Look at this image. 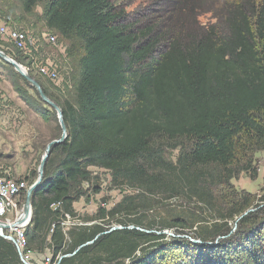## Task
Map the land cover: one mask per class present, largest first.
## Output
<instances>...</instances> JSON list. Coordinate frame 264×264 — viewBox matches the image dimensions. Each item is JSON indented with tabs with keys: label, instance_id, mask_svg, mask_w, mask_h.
<instances>
[{
	"label": "trees",
	"instance_id": "16d2710c",
	"mask_svg": "<svg viewBox=\"0 0 264 264\" xmlns=\"http://www.w3.org/2000/svg\"><path fill=\"white\" fill-rule=\"evenodd\" d=\"M18 1L31 14L44 0ZM180 4L186 15L200 11L204 0ZM212 5L217 15L211 24L201 25L195 17L192 23L198 24L187 27L170 17L161 20L163 25L157 21L136 29L125 22L114 0H47L46 26L78 40L82 54L75 102L28 72L61 107L68 131L66 140L53 146L32 196L25 230L32 247L47 245L54 255L71 254L59 264H167L165 248L150 254L155 242L165 238L155 231L190 230L205 244L228 235L231 221L252 208L255 197L241 194L230 199L225 212L213 193L220 185L231 188L242 171L257 176L253 154L264 150V0H215ZM12 73L14 90L24 102L37 110L48 105L24 77ZM167 149H179L176 161L165 157ZM93 167L110 171L114 187L140 193L125 195L109 211L100 207L88 220L102 222L73 228L67 240L59 222L66 213L75 216L74 203L88 195L84 182L99 191ZM145 194L187 196L217 214L211 220L202 212L185 211L150 218L140 214L141 208L154 209ZM118 215L126 219L119 220L123 227L110 231L113 226L103 222ZM257 217L243 216L241 229L254 225ZM250 258L252 264H264V250L252 251ZM0 264H22L15 245L2 236Z\"/></svg>",
	"mask_w": 264,
	"mask_h": 264
},
{
	"label": "rangeland",
	"instance_id": "374dc122",
	"mask_svg": "<svg viewBox=\"0 0 264 264\" xmlns=\"http://www.w3.org/2000/svg\"><path fill=\"white\" fill-rule=\"evenodd\" d=\"M180 1L114 0V5L117 11L122 13L125 22L132 24L133 28L136 29L151 25L157 21H159V26L163 25L162 21H166L170 17L181 20L182 24L187 27L198 24V22L192 23L195 17L201 25L215 22L217 12L212 7V1L214 2L215 0H204L203 8L200 11H194L192 14L189 12L186 15H184L185 10H182ZM46 4L47 0L42 1L34 8L33 13L27 14L22 11L21 4L18 0H0V20L8 23L15 29H27L29 35L27 48L35 49V64L31 58L33 55L31 51L29 53V50H26L27 48L17 50L1 37L0 50L19 64L22 63L21 65L25 70H29L28 72L41 77L40 80L45 86L49 83L52 86L54 85L60 88L59 91H54L49 86L48 88L50 90L60 94L65 100L75 102V84L79 70V59L82 54L81 43L75 39L67 40L46 26L44 20ZM163 18L165 20H162ZM160 28L163 29V27ZM43 32L55 35L56 43L49 39H44L42 36ZM44 57L50 58L48 60L50 64L47 67L46 73L40 75L37 67L42 68L41 61ZM11 69L22 76L13 65L0 58V177L3 176L17 180H24L25 177H31L33 179L32 183H29V179H27L28 181L25 180L28 182V188L23 192V197L20 199L21 209L24 211L27 191L38 178L39 166L46 147L49 142L54 140L53 137L55 134L62 135V129L57 113L51 112L49 105L38 106L37 110L34 106H29L26 101L24 102L20 94L15 92L13 82L17 78L13 75ZM18 82L22 84L29 94L37 98L35 91L30 85L25 84L21 80ZM28 83L31 84L29 81ZM178 154L179 149H167L165 157L169 160L176 161ZM253 158L257 176L253 177L250 171H242L237 178L232 179L231 188L220 185L214 189L215 202L219 206H222L225 212L230 206L229 201H231L230 199L232 197L236 198V196L239 197L241 194H250L255 197L252 208H249L240 217L236 218V220L231 221L232 229L228 235L219 236L213 242L202 244L195 238L194 232L190 230L186 231V234L180 233L172 228L165 229L162 232L155 231L158 235L164 234L165 238L155 242L159 244L153 247L150 254H154L157 249L165 248L167 259H164V261L167 264H195L196 262L201 264H215V262L219 261L221 264H252L250 262V254L252 251H259V248L264 250V202L260 200L264 194V150L255 152ZM92 169L99 179L97 181L99 191L97 192L92 189L91 183L84 182V187L86 189L88 187L89 191L88 195L82 196L74 203L76 219L70 218L69 220L65 217L69 222L66 225L62 224L64 226L62 229L67 240L70 239L69 232L73 228L101 223L102 221L100 219L88 220L98 215L100 207L109 211L125 195L140 193L137 189H132L128 186L120 188L114 187L111 183V173L106 169H99L97 167H93ZM145 197H147V205L151 203L154 209L143 210L141 208L140 214L150 218H155L160 214L166 216L179 215L182 214L181 211H185L183 213L202 212L203 217L211 220L217 214V212L209 209V207H204L200 202H195L193 200L194 198L190 200L187 196L166 198L164 195L152 197L150 194H145ZM58 205L54 204L53 206L56 207ZM251 213L256 214V217L258 214L260 217L259 220L257 217L256 221H258L254 225H250L246 229H241L239 224L240 219ZM119 220L126 219L119 215L114 218L108 216L103 223L109 221L110 226H120L118 228L120 229L123 227V224ZM75 221L77 223L81 222L83 225H77ZM127 222L130 223L129 221ZM130 228L139 230L146 229L143 225L138 226L132 224ZM93 241L90 242L92 243ZM27 247L33 255H31L32 257L29 261L26 260L27 263L18 252L22 264H45L44 260L47 256H54V260L59 255L62 256V254L54 255L53 249L47 245L43 249L37 250V248L35 249L30 245L28 239ZM240 247L243 248V251L240 250ZM199 254L202 256H199ZM231 256H235L234 260L231 258L233 261L228 262ZM60 261L57 263L59 264Z\"/></svg>",
	"mask_w": 264,
	"mask_h": 264
},
{
	"label": "built area",
	"instance_id": "2783aa9c",
	"mask_svg": "<svg viewBox=\"0 0 264 264\" xmlns=\"http://www.w3.org/2000/svg\"><path fill=\"white\" fill-rule=\"evenodd\" d=\"M42 36L46 40H51L54 43H56V36L51 35L48 32H43ZM0 37L8 42L12 47H14L17 50H23L27 48V40L29 39V35L27 32V29L18 30L13 27H11L8 23L3 22L0 20ZM47 37V38H46ZM26 50H29L33 53L31 58L33 59V63L35 64V49L27 48ZM25 50V51H26ZM50 60V58L48 59ZM41 63L42 68L37 67L39 69L40 75L45 74L47 71V67L50 64V62ZM28 182L25 180L20 179H13L8 177H0V222L3 224H6L8 228L0 229V232L4 234L6 239L12 241L15 244V247L17 248L20 256L24 258V260H30L33 255L31 251H29L27 247V237L25 234V230L27 226L29 225L30 221H26L20 225H15L16 220L22 215L23 210L21 209V198L23 197V192L28 188ZM76 219L75 216H72L68 213L64 214L61 219V225H66L68 220L65 219ZM64 221L62 222V220ZM75 223L78 225H83V223ZM62 227L64 228V226ZM76 226V225H74ZM55 224H53L51 231L54 229ZM65 230V229H64ZM67 231V230H66ZM31 252V254H30ZM61 254V253H59ZM63 255H59L55 262L52 261V257L47 256V258L44 260L45 264H58L57 261H60L62 259ZM27 262V261H26ZM28 263V262H27Z\"/></svg>",
	"mask_w": 264,
	"mask_h": 264
},
{
	"label": "water",
	"instance_id": "95a60500",
	"mask_svg": "<svg viewBox=\"0 0 264 264\" xmlns=\"http://www.w3.org/2000/svg\"><path fill=\"white\" fill-rule=\"evenodd\" d=\"M0 58L4 59L6 62H8L9 64L13 65L17 71L25 78L27 79V81H29L32 85V87L37 91V93L39 94L40 98L46 103L48 104L50 107H52L58 116V120L62 129V135L60 136V138L58 139H54L51 142H49V144L46 147L45 153L42 157L40 166H39V174H38V178L36 179V181L30 186V188L27 191V199H26V204H25V209L22 213V215L16 220L15 225H20L26 221H30L31 220V216H32V194L36 191V189L40 186V184L43 181L44 178V170H45V166L46 163L50 157L51 151L53 146H56L58 144L63 143L66 138L68 137V131H67V126L64 123V119H63V111L61 109V107H59V105L54 102L43 90V88L41 87L40 83L35 80L33 77H31L28 74V71L24 69V67L19 64L18 62H16L14 59H12L9 55H7L6 53H4L3 51L0 50ZM120 226H113L112 229L110 231L116 230L118 229ZM4 228H8V226L6 224H3L2 222H0V229H4ZM0 235L4 238H6L4 236L3 233L0 232ZM91 242H88L86 244H90ZM71 255V254H70Z\"/></svg>",
	"mask_w": 264,
	"mask_h": 264
},
{
	"label": "bare ground",
	"instance_id": "6f19581e",
	"mask_svg": "<svg viewBox=\"0 0 264 264\" xmlns=\"http://www.w3.org/2000/svg\"><path fill=\"white\" fill-rule=\"evenodd\" d=\"M63 255V257H68V256H70V254H62Z\"/></svg>",
	"mask_w": 264,
	"mask_h": 264
}]
</instances>
